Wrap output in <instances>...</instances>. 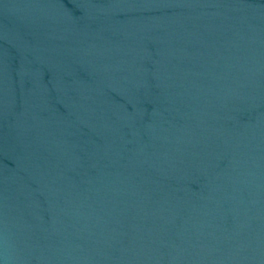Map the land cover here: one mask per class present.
Here are the masks:
<instances>
[{
  "label": "water",
  "instance_id": "obj_1",
  "mask_svg": "<svg viewBox=\"0 0 264 264\" xmlns=\"http://www.w3.org/2000/svg\"><path fill=\"white\" fill-rule=\"evenodd\" d=\"M0 264H264V0H0Z\"/></svg>",
  "mask_w": 264,
  "mask_h": 264
}]
</instances>
